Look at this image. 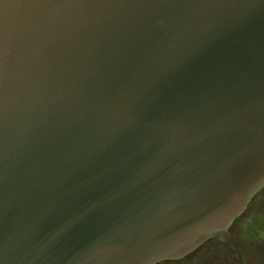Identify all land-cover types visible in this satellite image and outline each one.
Segmentation results:
<instances>
[{"label":"water","instance_id":"water-1","mask_svg":"<svg viewBox=\"0 0 264 264\" xmlns=\"http://www.w3.org/2000/svg\"><path fill=\"white\" fill-rule=\"evenodd\" d=\"M264 187V0H0V264H156Z\"/></svg>","mask_w":264,"mask_h":264},{"label":"flooded vegetation","instance_id":"flooded-vegetation-1","mask_svg":"<svg viewBox=\"0 0 264 264\" xmlns=\"http://www.w3.org/2000/svg\"><path fill=\"white\" fill-rule=\"evenodd\" d=\"M229 240L209 239L180 259L156 264H264V187L228 228Z\"/></svg>","mask_w":264,"mask_h":264}]
</instances>
